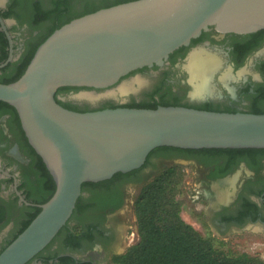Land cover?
Returning a JSON list of instances; mask_svg holds the SVG:
<instances>
[{"label": "water", "instance_id": "95a60500", "mask_svg": "<svg viewBox=\"0 0 264 264\" xmlns=\"http://www.w3.org/2000/svg\"><path fill=\"white\" fill-rule=\"evenodd\" d=\"M210 28L220 34L264 30V0H130L102 7L54 29L22 75L0 83V100L16 109L28 143L55 183L36 216L0 252V264H26L66 224L84 182L137 169L156 147L264 148V113L182 105L77 111L55 99L64 86L78 92L115 89L132 80L124 78L134 70L163 66L170 53ZM187 56L178 67L186 71L189 98H205L214 91L193 93ZM74 94L61 98L91 107L121 100L81 101Z\"/></svg>", "mask_w": 264, "mask_h": 264}, {"label": "flooded vegetation", "instance_id": "af4514ba", "mask_svg": "<svg viewBox=\"0 0 264 264\" xmlns=\"http://www.w3.org/2000/svg\"><path fill=\"white\" fill-rule=\"evenodd\" d=\"M123 1L128 0H0V83H9L21 76L35 47L55 28L91 10ZM193 47L207 50L219 59V66L209 72V78L194 81L199 86L205 85L200 95L214 91L202 99L189 98L186 71L178 67ZM242 64L245 66L239 69ZM136 73L146 76L149 85L155 80L153 87L158 86V92H163L167 100L177 97L180 103L188 105L210 103L213 107L236 111L264 110V30L220 34L210 28L191 39L189 45L170 53L163 66L142 67L126 77ZM75 90L78 89H68L57 98L78 111L142 100L132 97L121 102L107 98L91 107L84 101L61 98ZM150 91L145 88L140 98ZM192 91L197 93L195 87ZM172 158L194 165L199 187L193 209L200 219L211 224L212 234L230 236L250 231L264 235V148L186 152L160 146L135 171L83 190L80 205L66 224L26 264H114L120 240V228L115 219L127 204V188L141 184L149 164ZM52 179L42 159L28 143L16 109L0 100V224L11 205L22 217L30 210L14 231L15 235L48 196ZM14 223L8 221L2 232L8 231ZM12 237L6 238L0 249Z\"/></svg>", "mask_w": 264, "mask_h": 264}, {"label": "rangeland", "instance_id": "374dc122", "mask_svg": "<svg viewBox=\"0 0 264 264\" xmlns=\"http://www.w3.org/2000/svg\"><path fill=\"white\" fill-rule=\"evenodd\" d=\"M244 66V64L240 65L239 69ZM138 75L145 81L142 85L143 88L139 87L138 91H131L129 94H126L123 100L127 101L132 97L139 100L145 99L151 94H154L157 98L163 95V92H158V86L153 87L154 84L156 85V81L154 80V82L149 85V79L144 75L136 73L124 79L137 77ZM145 84H147V87ZM145 88H150L151 91L146 94L144 98H140L143 91H145ZM187 91L189 93L190 88H187ZM76 92H78V90L74 91V93ZM123 100L121 99L120 101ZM162 173H164L166 179L169 178L171 180L167 184L170 187L169 192L166 195L169 199V202L167 203H170L174 207L172 213L174 214L179 227L183 228L180 229V232L185 233L184 237L187 239L191 238L193 241H196L197 239L206 241L220 259L233 261L242 260L252 262V264H264V235L253 234L250 231L230 236L214 235L212 234L213 227L211 224L204 219H200L199 213L193 209V205L198 199L196 197V189L198 190L199 180H196L194 176V165L181 158L160 160L155 164H149V168L144 172L145 179L140 182L141 184H136L135 187L127 188L129 196L127 204L115 219L117 226L120 228V240L117 254L114 256V264H124V262L127 261L126 258L128 254H132L142 243V229L140 226L141 223L139 222L138 204L141 201V197L143 192H145L147 184ZM30 197L33 196L30 195ZM161 204L162 201L159 203L154 202V205L160 206L157 213L162 209ZM10 207V212L0 224V244H2L6 238L14 235V231L20 226L23 218L30 213V210H28V212L26 211L25 216L22 217L18 215L14 205H11ZM10 220L15 222L13 227L8 231L2 232L6 223Z\"/></svg>", "mask_w": 264, "mask_h": 264}, {"label": "trees", "instance_id": "16d2710c", "mask_svg": "<svg viewBox=\"0 0 264 264\" xmlns=\"http://www.w3.org/2000/svg\"><path fill=\"white\" fill-rule=\"evenodd\" d=\"M95 10L97 9L91 10L89 12H93ZM37 46L35 47L31 56H29V58L26 60L25 65L23 66L24 69L21 70L22 72L20 73V75L24 72ZM20 75H18L17 77H19ZM17 77H15L13 80H15ZM68 89H78V88L75 87L72 88L69 86L60 87L57 89L55 93V99L62 106L68 109L78 111V109L75 106L71 105L68 102H62L57 98V95H60L61 93L67 91ZM159 105H164V106L182 105V106H191L197 109H204V110L227 111V112L236 111L228 107L222 109L219 107H213L210 103H201L197 105L182 104L180 103V99H178L177 97H173L171 100H167L163 96H159L157 98L155 97L154 94H151L148 98L142 99L139 102L132 101L130 103L121 104V105H109V107L126 106V107H138V108H156ZM248 112L264 113V110H260L258 108H252ZM164 147H169L186 152L209 150L206 148L182 149V148H176L170 146H164ZM152 151H150V153ZM132 171L135 170H131L126 173L117 172L111 178L99 182H84L82 184L81 189L83 191L87 189L89 186L97 187L99 185L113 181L120 176L128 175V173H131ZM165 177L166 176L164 175V173L156 176L153 181L147 184L145 192H143L141 201L138 204L139 222L141 223L140 226L142 229V243L138 246V248L135 249V251L132 254H128L126 258L127 261H125L124 264H252V262L242 261V260L233 261V260L220 259L216 254V252L210 248V246L206 241L203 240L201 241L199 239L193 241L191 240V238L187 239L186 237H184L185 233L180 232V229L183 228L179 227L175 219V216L172 213L174 207L170 203H167L169 202V199L166 195L168 194L170 189V187L167 184L171 180L169 178L166 179ZM52 182H53L52 189L49 192L48 196L42 200V203L48 200L55 190V183L53 179ZM80 199L81 196H79L73 212L80 205ZM161 201H162L161 204L162 209L160 210L159 213H157L158 210L160 209V206L154 205V202L159 203ZM39 210L40 208H37V210L29 216V218L23 224L20 230L0 249V252L30 223V221L36 216ZM165 213L168 217L165 215Z\"/></svg>", "mask_w": 264, "mask_h": 264}, {"label": "bare ground", "instance_id": "6f19581e", "mask_svg": "<svg viewBox=\"0 0 264 264\" xmlns=\"http://www.w3.org/2000/svg\"><path fill=\"white\" fill-rule=\"evenodd\" d=\"M214 55L209 53L207 50H203L202 48H197V49L194 48L189 53L188 59L185 63V68L188 70V73H189V80L194 85L195 92H197L196 94L198 95H200L199 92L204 90L205 85L200 84L199 86L197 83L194 84L195 83L194 81H196L198 78H201L203 80L205 78H209L211 74V73L209 74V72L210 71L212 72L214 68H217L219 66L218 64L219 59ZM206 75H208V77H206ZM144 83L145 81L138 76V77H134L132 80L128 82H125V83L123 82L115 89H110V90H106V91L98 92V93L93 92V91H79L74 94V97L77 98L78 100H81V101L85 100L89 102L97 101L106 96H112L114 98L117 97V98L123 99L124 96L126 94H129L131 91L135 92L136 90L138 91L139 87L143 88L142 85ZM146 85L147 84H145V86Z\"/></svg>", "mask_w": 264, "mask_h": 264}]
</instances>
